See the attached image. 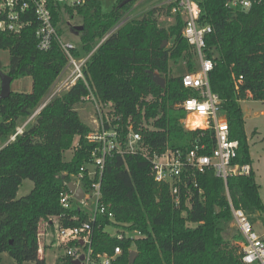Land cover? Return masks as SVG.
I'll return each mask as SVG.
<instances>
[{"label":"trees","instance_id":"obj_1","mask_svg":"<svg viewBox=\"0 0 264 264\" xmlns=\"http://www.w3.org/2000/svg\"><path fill=\"white\" fill-rule=\"evenodd\" d=\"M121 1L108 13L101 12L99 0L83 8L66 9L69 16L82 18L83 29L78 32L81 48L71 54L75 58L91 54L83 69L84 80H77L63 95L53 98L12 141L18 121L39 109L67 58L57 42L47 52L37 48L33 17L20 34L0 32V50L10 55L7 75L12 81L21 77L32 81L30 93H10L0 100V142L8 141L0 149V255L7 253L18 264H45L39 257L41 222L76 214L78 222L63 223L75 226L88 218L78 210L64 212L59 204L71 175L88 162L94 148L87 140L91 128L76 110L88 96L113 106L122 137L132 125L152 150L186 149L200 141L208 145L205 153L209 154L211 133L200 137L198 131L183 128L179 121L184 113L176 108L196 93L182 86L181 77L169 75V61L190 50L182 36V21L176 17L167 30L159 28L157 17L164 10L152 8L108 35L138 0L118 7ZM194 1L200 10L198 25L211 29L203 50L213 63L208 73L210 90L220 100L230 139L238 142L232 162L251 166L240 102H264V0L252 3L246 11L227 9V0ZM170 10L168 6L167 14ZM60 15L53 9L57 28ZM164 41H171V46L162 47ZM154 75L163 80V86L153 80ZM76 138L73 156L65 161L64 153ZM24 180L31 181L33 188L17 198ZM197 180L203 195L193 190L188 207L182 191L176 207L168 186L154 182L150 165L141 156L108 159L101 179V202L109 205L114 219L97 217L93 253L111 255L119 247L121 254L111 264H130L131 247L136 252L132 264H243V238L233 226L228 198L234 208L244 212L264 243V204L254 172L230 177L225 184L213 172ZM106 228L138 235L118 240L111 238ZM71 262L64 257L61 264Z\"/></svg>","mask_w":264,"mask_h":264},{"label":"built area","instance_id":"obj_2","mask_svg":"<svg viewBox=\"0 0 264 264\" xmlns=\"http://www.w3.org/2000/svg\"><path fill=\"white\" fill-rule=\"evenodd\" d=\"M90 1L92 0H0V32L11 35L20 34L31 24L30 18L33 17L37 22L35 30L37 48L47 52L53 43L57 42L67 58V64L63 69L70 68L69 72L57 83L55 91L40 108L58 94L67 91L77 80H84L83 69L91 55H85L84 58L72 56L71 53L76 48L63 41L58 34V28L53 24V9H57L59 14H67L66 9L83 8ZM257 1L227 0L225 7L229 10L246 11L252 3ZM168 2L171 6L170 13L182 21L184 25L182 36L195 53L198 62L193 72L180 76L182 86L194 91L196 96L176 104V108L184 113L179 122L186 130L198 131L200 137L206 132L211 133L209 154L205 153L208 145L200 141L192 142L186 149L167 147L163 151L152 150L144 143L140 133L133 130L132 125L127 126V133L122 137L120 120L115 115L113 106L97 102L92 95L85 98L94 103L96 110V130L87 137V140L94 144V148L88 162L83 164L76 174L71 175L67 183V186L73 183L81 188L84 195L81 199H77L68 188L64 189L59 195V204L64 212L78 210L86 213L88 218L75 226H65L63 223L78 222L79 216L76 214L70 216L61 214L49 218L47 222L52 229L55 244L64 249V257L70 258L71 261L83 256L80 264H111L121 254V249L115 247L111 255H95L91 247L93 224L97 217L114 219L109 205L101 202L103 171L107 160L114 156L139 155L145 159L150 165L154 182L168 186L169 194L176 207L179 206L182 191H184L188 207L193 190H197L200 197L203 195L197 179L206 172H213L214 176L222 179L224 184L230 177L248 176L250 173L249 165L232 162L237 157L238 142L230 139L228 121L221 110L220 100L210 90L208 73L212 70L213 63L205 58L203 50L205 36L211 32V29L209 26L198 25L200 10L194 0H169ZM238 82H241V79ZM38 110L21 128L16 129L15 134L10 137L11 141L23 132L25 126L37 115ZM228 202L233 226L243 238L241 245L243 264H264V243L261 235L253 229L244 212L234 208L229 198ZM105 231L111 238L118 240L134 238L138 235L123 230L116 231L112 235L108 228ZM71 244L74 246H70Z\"/></svg>","mask_w":264,"mask_h":264},{"label":"rangeland","instance_id":"obj_3","mask_svg":"<svg viewBox=\"0 0 264 264\" xmlns=\"http://www.w3.org/2000/svg\"><path fill=\"white\" fill-rule=\"evenodd\" d=\"M102 13H108L112 10L114 5H116L118 0H99ZM169 0H138L136 1L128 10V12L121 18L119 23L110 30L109 34L114 33L119 27L124 23L131 20L140 19L145 12L149 11L152 8H162L164 11L157 17V25L159 28L167 30L170 26L174 25L175 18L171 13L167 14L166 8L169 6ZM82 25V18L78 15L69 16L68 14L61 13L60 23L58 26L61 39L65 42L72 44L76 49L81 48L80 43V34L74 31V28ZM171 46V41L166 45L167 48ZM9 52L6 50H0V74H7L8 64H9ZM84 58L82 54L80 58ZM198 66L197 58L195 53L190 49L185 53L181 58L176 60L169 61V75L172 77H180L181 75L193 72ZM69 69H63L58 78L55 80L53 85L50 87L48 92L40 101L41 105L44 104V101L55 91L57 83L68 73ZM1 85V81H0ZM32 89V81L30 77H21L15 79L10 84L11 93H30ZM63 95L58 94L56 97ZM54 97V98H56ZM43 102V103H42ZM39 107V108H40ZM240 107L242 110L243 120H244V132L247 135L248 150L249 156L251 159V164L253 166L255 181L259 186V196L264 204V114H261V111H264V105L258 101L245 100L240 102ZM38 110V109H37ZM36 110V111H37ZM79 118L82 122L87 124L91 131L96 130V110L94 103L91 100L84 99L77 107ZM34 111L32 115L27 119H20L17 123V128H21L36 112ZM34 117L30 121H33ZM254 128H257L258 134L252 135ZM11 141V140H9ZM6 142H0V148L7 144ZM77 138L74 141L73 147L64 153V160L69 161L74 152V146L76 145ZM33 188V183L29 180H24L19 187L17 198H21L27 195L30 190ZM91 204V203H90ZM41 230L47 228L48 240L50 245H53V248L47 249L45 254L42 257H45V264H58L62 262L64 258V249L59 248L55 244V239L52 233V229L46 221L40 223ZM110 234L114 235L117 229L108 228ZM119 231V229H118ZM117 231V232H118ZM130 251H135L131 247ZM0 264H18L14 261L7 253L1 254ZM22 264H33L31 262H24Z\"/></svg>","mask_w":264,"mask_h":264},{"label":"water","instance_id":"obj_4","mask_svg":"<svg viewBox=\"0 0 264 264\" xmlns=\"http://www.w3.org/2000/svg\"><path fill=\"white\" fill-rule=\"evenodd\" d=\"M133 0H122L121 3L118 5V7H122L130 2H132ZM82 26H77L74 28V30L76 32H80L82 31ZM167 45V41H164L162 44V47ZM153 80L156 81L158 84H160L161 86H163V80L160 79L159 77H157L156 75L153 76ZM0 81H1V85H0V100H4L6 99L11 91H10V84L12 82V79L7 75V74H0ZM43 108V107H42ZM40 108L38 110V112L42 109ZM68 190L74 195L75 198L77 199H81L83 197V191L81 188L76 187L75 184L70 183L67 186ZM81 244V242H80ZM136 257V252L135 251H130L129 252V263L132 264L134 259ZM83 260V256H80L79 259L74 260L71 262V264H80V262Z\"/></svg>","mask_w":264,"mask_h":264},{"label":"crops","instance_id":"obj_5","mask_svg":"<svg viewBox=\"0 0 264 264\" xmlns=\"http://www.w3.org/2000/svg\"><path fill=\"white\" fill-rule=\"evenodd\" d=\"M197 68V67H196ZM46 101V100H45ZM44 101V103H45ZM43 103V102H42ZM264 105V102H260ZM261 114H264V111H261ZM258 131L257 128H254V130L252 131V135H257ZM247 136V135H246ZM6 145V144H5ZM4 145V146H5ZM3 147V146H2ZM1 147V148H2ZM0 148V149H1ZM250 169L253 171V166L251 164ZM254 172V171H253ZM47 228H44L43 230H41V226H39V245H40V250H39V257L43 258L45 260V257H42V255L45 254V251L47 249H51L53 248V245H50L48 238V232L46 231ZM0 262H1V257H0Z\"/></svg>","mask_w":264,"mask_h":264}]
</instances>
